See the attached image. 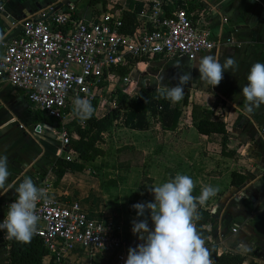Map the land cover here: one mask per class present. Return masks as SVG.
<instances>
[{
    "label": "built area",
    "instance_id": "2783aa9c",
    "mask_svg": "<svg viewBox=\"0 0 264 264\" xmlns=\"http://www.w3.org/2000/svg\"><path fill=\"white\" fill-rule=\"evenodd\" d=\"M127 1L106 0L104 7L93 6L88 17L79 14L73 2H67L63 9L48 5L26 18L20 24V33L2 44L0 79L24 92L32 110L58 124L55 139L66 162L77 157L68 148L70 137L64 129L74 116L75 98L98 101V105L111 99L113 108L115 82L121 79L117 69L155 57L194 61L217 48L206 30V13L188 11L187 0H133L142 3L137 28L131 35L121 33ZM165 7L174 8L170 16L165 15ZM226 44L234 43L227 38ZM40 131L39 125L34 127L36 134ZM50 179L48 174L35 181L50 196L49 203H37L41 219L34 235L47 256L55 264H81L78 258L84 253L87 264H93L96 254H110L115 264H125L127 242L120 228L110 218H90L77 201L67 203L54 198ZM241 198L239 195L235 200ZM16 199L6 204L0 222ZM1 234L6 240V232Z\"/></svg>",
    "mask_w": 264,
    "mask_h": 264
},
{
    "label": "crops",
    "instance_id": "0c3cea01",
    "mask_svg": "<svg viewBox=\"0 0 264 264\" xmlns=\"http://www.w3.org/2000/svg\"><path fill=\"white\" fill-rule=\"evenodd\" d=\"M67 2L76 3L79 14L86 17L93 8L88 4L89 0H0V41L13 34L26 18L38 10L54 4L63 9ZM187 5H192L191 11L194 13H206V30L217 43V48L199 55L194 61L183 57H155L147 62H138V66L140 70L158 69L151 77L157 80L162 78L164 85L177 82L173 77L178 74L191 72L192 79L184 85L190 101L210 108L216 114H220V110L223 112V116L222 113L220 115L230 135L228 148L235 151L234 158L221 155L219 139L211 141L210 137L196 134L199 139L206 141L207 149L216 147L218 159L222 158L229 162V167L232 166L227 172L223 171L226 174L227 190L219 202L220 207L224 206L221 216H215L217 227L214 242L220 253L230 251L264 264V105L249 113L245 110L241 95V88L247 83L251 66L256 62L264 63V0H187ZM124 8L127 10V3ZM227 38H231L234 44L227 45ZM206 55L214 56L222 64L226 58L232 57L238 69L235 74L225 71L218 86L206 87L199 80L197 68L200 59ZM135 71L130 72V77L134 82L141 81L135 76ZM143 83L138 82L141 85L139 89L145 88ZM150 86L157 88L159 85ZM103 104L100 102L97 106V117L106 113H103ZM37 125L41 127L39 134L34 132ZM57 130L58 124L54 120L32 110L24 92L10 87L0 79V155L8 157L11 173L5 187L0 189V221L6 204L17 196L16 188L27 177L36 183V180L51 174V195L67 203L86 195V189L82 186L84 181L79 180L77 183L74 176L76 173H65L59 183L54 185L56 177L51 170L61 155L55 139ZM176 130L181 131L180 128ZM164 132L175 134L174 131ZM196 132L191 124L188 133L193 135ZM184 135L186 133L182 131L181 139ZM231 172L244 175V184L238 188L231 187ZM239 195L242 198L235 200ZM231 199L233 203L230 204ZM227 225L237 232H231L227 237ZM7 251L8 247L0 231V264L7 263ZM45 261L44 264L48 260Z\"/></svg>",
    "mask_w": 264,
    "mask_h": 264
},
{
    "label": "rangeland",
    "instance_id": "374dc122",
    "mask_svg": "<svg viewBox=\"0 0 264 264\" xmlns=\"http://www.w3.org/2000/svg\"><path fill=\"white\" fill-rule=\"evenodd\" d=\"M138 65L137 63L134 66L137 74L135 76L141 81L134 82L130 73L127 82L119 79L115 82L114 89L118 85L130 84L132 88L130 94L135 95L141 86L138 82L141 84L144 82V87H151L150 84L158 86L163 82L162 78L157 80L151 77L158 69L144 68L145 71L140 70ZM110 100H104L103 113L112 108ZM220 112L223 116V112L221 110ZM190 126L188 110L183 112L179 120L177 128L181 131L176 130L175 134L171 135L153 121L150 129L145 132L126 129L118 122L109 133L104 134L103 143L100 145L104 150V156L87 165L84 171L74 172L76 182L84 181L82 186L86 189V195L78 197L77 202L90 218L94 220L110 218L116 228H120L121 237L127 242L126 256L130 247L134 248L142 243L131 229L133 219L142 220L144 217H137L136 210L131 206L138 202H152L154 197L150 189L173 179L178 173L188 175L194 180L195 196L200 195L204 186L219 187L216 196L210 198L203 206L211 212L215 210L213 214L217 218L221 216L224 206L220 207L219 202L227 190L224 172L232 166H228V161L217 158L216 147L211 146L207 149L206 141L199 139L197 132L189 134ZM182 131L183 134L186 133L183 139ZM210 138L211 141H215L219 136L212 135ZM229 203H233V200L231 199ZM148 222L152 227L150 217ZM226 231L228 237L231 234L230 225H227ZM78 259L81 264H87L84 253ZM45 260H48V256ZM93 264H115V259H111L110 254H96Z\"/></svg>",
    "mask_w": 264,
    "mask_h": 264
},
{
    "label": "clouds",
    "instance_id": "9594fccd",
    "mask_svg": "<svg viewBox=\"0 0 264 264\" xmlns=\"http://www.w3.org/2000/svg\"><path fill=\"white\" fill-rule=\"evenodd\" d=\"M179 67V65H176ZM199 80L206 87L220 84L225 71L235 74L238 69L234 58L228 57L220 63L214 56L206 55L200 59ZM178 82L168 87L162 82L156 88L155 99H165L176 104L183 99L184 85L192 79L191 72H184L173 77ZM43 87V86H42ZM245 110L249 113L264 105V63H254L247 75V83L241 88ZM76 118L84 123L94 113L91 102L75 98L72 109ZM8 157L0 155V189L5 187L8 177ZM194 180L185 174H176L173 179L151 188L154 200L138 202L131 207L137 217L132 220V233L142 243L128 249L125 264H214L210 250L205 246V239L197 231L196 221L201 219L198 206L216 196L219 187L204 186L199 196H194ZM17 199L10 203L0 231H5L7 239L18 243H30L38 230L41 217L37 214V203L50 202L46 189L36 186L27 177L16 188ZM149 217L152 227L149 226Z\"/></svg>",
    "mask_w": 264,
    "mask_h": 264
},
{
    "label": "trees",
    "instance_id": "16d2710c",
    "mask_svg": "<svg viewBox=\"0 0 264 264\" xmlns=\"http://www.w3.org/2000/svg\"><path fill=\"white\" fill-rule=\"evenodd\" d=\"M88 4L95 6L100 4L105 6L106 0H89ZM127 10L122 11V28L120 32L125 35H131L137 28V15L142 10V3L133 0L127 1ZM193 9L189 5L188 11ZM165 15L170 16L174 8L165 7ZM138 63L132 62L128 68L117 69V74L121 81L127 79L133 67ZM176 81L167 82L168 87L176 84ZM131 85H118L112 94L114 97V107L107 111L103 116L97 117L96 109L98 101L92 104L94 113L90 119L81 123L74 115L64 126L65 131L70 137L68 148L73 150L76 159L66 162L58 158L52 168V173L56 179L54 185L58 184L65 173L82 172L86 166L93 163L96 159L104 156V150L100 147L103 143L104 134L120 122L122 127L137 131L145 132L151 127V122H156L163 131L173 132L177 129L179 120L183 112L189 110L191 124L199 135L210 137L219 136V145L221 155L227 158H234L235 151L230 150V135L226 130L225 123L220 114L205 106L194 104L190 101L189 92L184 88L183 99L172 104L165 99H155L157 95L155 87L140 88L138 94L131 96ZM79 161V162H78ZM246 181L244 175L237 172L230 174V186L240 187ZM36 184V183H35ZM195 196V195H194ZM198 212L201 219L196 221L197 231L205 239V246L210 250L214 264H259L248 260L245 256L234 252H218V246L214 242V233L217 227V220L211 210L204 206H198ZM8 247V257L6 264H44L47 252L42 242L33 236L30 243L21 244L15 240H5ZM114 258L113 256L111 259ZM45 264H55L52 258H49Z\"/></svg>",
    "mask_w": 264,
    "mask_h": 264
},
{
    "label": "water",
    "instance_id": "95a60500",
    "mask_svg": "<svg viewBox=\"0 0 264 264\" xmlns=\"http://www.w3.org/2000/svg\"><path fill=\"white\" fill-rule=\"evenodd\" d=\"M21 27H19L13 34H11L10 36H8L7 38L3 39L1 44H0V58H1V54H2V50H3V45L7 42H9L12 38L16 37L19 33H20ZM60 158L63 159L64 158V153H62L60 155ZM215 212V210H213L211 213L213 214Z\"/></svg>",
    "mask_w": 264,
    "mask_h": 264
}]
</instances>
